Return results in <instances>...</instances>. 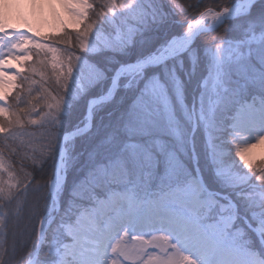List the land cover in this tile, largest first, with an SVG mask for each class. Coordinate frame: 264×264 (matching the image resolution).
<instances>
[{"label":"snow or ice","instance_id":"obj_1","mask_svg":"<svg viewBox=\"0 0 264 264\" xmlns=\"http://www.w3.org/2000/svg\"><path fill=\"white\" fill-rule=\"evenodd\" d=\"M22 2L13 0L16 6ZM62 3L83 25L75 33L82 55L71 50V36L63 41L68 47L61 51L29 35L30 29L18 32L10 26L0 0V264H11L15 256V242L11 251L7 243L9 217L20 215L33 183L31 173L23 168V178H17L6 158V153L31 148V140L24 139L32 135L25 125L37 123L22 119L19 111H10L4 92L12 83L9 71L21 76L5 64L9 58H18L15 50H23L28 41L34 42L37 57L51 54L63 95L53 97L41 117L51 125L46 145L38 156L27 157L37 166L50 159L53 171L50 181L35 189L47 190L48 207L39 219L37 241L24 264H264V157L257 165L250 155L264 143V0H232L219 10L205 6L191 17L186 31L141 50L134 60H123L112 72L89 64V59L98 60L96 54L108 52L126 55L141 29L159 31L177 15L187 16L189 8L199 9L203 0L189 8L178 0L147 4L145 0H103L99 11L90 0ZM90 11L96 19H90ZM125 17L130 21L126 30L118 25ZM230 23L240 35L215 37L211 45L204 46L201 61L196 46L199 38ZM110 26H117L112 28L115 38L108 31ZM185 54L193 69L203 62L207 72L190 106L184 102L175 68L169 66V61ZM30 71L37 73L38 68L30 66ZM245 90L253 98L252 104L241 105L250 114L252 127L247 130L258 134L255 143H250L241 136L244 129L233 124L230 131L238 161L226 163L215 135L217 112L232 97L243 98ZM78 96L93 97L86 123L73 122ZM255 96L260 103L259 129L255 128ZM15 101L17 106L21 102L19 92ZM109 105H116V110H109L108 123L91 135L93 111ZM56 129H63L59 139ZM197 129L206 137L200 157L194 146L189 149ZM86 133L88 146L80 149L77 141ZM257 168L261 174L253 177ZM70 172L76 178L69 186ZM154 181L157 191H147ZM34 207H39L38 201ZM144 227L152 231L144 232ZM145 236L151 238L145 240ZM149 248L156 251L149 253ZM42 252L50 259H41Z\"/></svg>","mask_w":264,"mask_h":264},{"label":"trees","instance_id":"obj_2","mask_svg":"<svg viewBox=\"0 0 264 264\" xmlns=\"http://www.w3.org/2000/svg\"><path fill=\"white\" fill-rule=\"evenodd\" d=\"M103 0H90V3L96 6V10L99 11V5ZM150 0H145V3H149ZM179 3L183 4L185 8H189V5H195L199 0H178ZM232 0H203L200 8L195 7L189 8V13L187 16L177 15L174 19H171L166 27L157 31L155 27H147L141 29V33L137 34L133 38L134 47L131 51L127 52L125 55L122 52H108L107 55L96 54L97 59H89V64H94L97 67H107L108 71H114L123 60L132 61L135 59L136 55L141 50H147L153 45H158L162 43L165 39L179 35L183 31H186V26L188 22H191V17L197 15L199 11H202L205 6L211 7L213 9L219 10L222 6H230ZM90 19H96L94 13L89 12ZM130 24V21L127 17L119 20L118 25L126 30L127 26ZM117 26H110L108 31L113 34L115 38V33H112V28ZM238 28V25L235 26ZM83 25L80 24L79 28H70L68 26L64 27L59 32H48L44 34V37L54 45H56L61 51L65 50L68 46L63 42L66 41L68 36H71L72 45L71 50L74 51L77 55H82L80 52L75 33L78 30H81ZM225 36L227 38L235 39L240 35L239 31L234 30L233 25L226 24L221 27L218 31L209 32L202 35L197 41V47L201 50L200 56L201 61H203L204 56V46L211 45L215 37ZM37 49L30 48L31 60L26 62L25 69L21 72V76L16 78V87L9 93L7 103L11 106L10 111L16 110L21 113L22 119H32L37 121L36 124H26L25 131L31 133V136H25V140H31V148H35L37 151L33 153L31 148H26L22 151H19L17 154L6 153V158L12 164V169L14 170V175L17 178H23V172L31 173L33 183L30 187L26 203L23 209L20 212L18 217L10 216L8 231V247L11 251L12 245L15 242L16 251L15 256L11 260V264H24L28 252L32 250V245L37 241L36 230L39 226V219L43 215L45 208L48 207V201L44 198L46 189L44 191H36L35 189L38 186L47 184L52 177V161L49 159L46 163L41 166L33 164L31 157L34 154L39 155V151L44 148L47 143L46 136L48 131L51 129V125L45 119H41L43 114L48 111L47 104L53 103V97L59 99L63 95V90L56 83L55 71L50 66L47 56L42 54L37 57L35 52ZM39 61H44V66L39 64ZM181 61L183 63H181ZM75 69V61L73 62ZM30 66H36L38 68L37 73L30 71ZM169 66L175 68V73L179 81L183 85L184 92V102L187 105H191L194 97L198 95V86L200 85L203 78L207 76L206 67L203 62L199 63L195 69L191 60L187 54L169 61ZM42 73V75H41ZM191 74V75H190ZM26 76L29 79L27 81L23 80L22 77ZM35 81V83H31ZM71 87V85H70ZM212 85L210 81L208 83L209 94L211 95ZM31 88V91H29ZM20 93L21 102L17 106L15 97L17 93ZM243 98L239 96L232 97V102L228 103L226 106H221L217 112L218 118V131L215 132V135L219 137L220 142L224 150V160L226 163H231L232 161H238V157L235 156V148L233 147L232 142L229 140V120L225 118V114L229 111H232L239 103L244 102L249 98L250 94L248 91L242 93ZM93 97H80L76 98L74 104V115L73 122L80 123L81 121L87 122V109L88 103ZM239 101V102H237ZM128 103H131V95H128ZM117 108L116 105H109L105 110H94L92 114V128L90 129V134L95 135L97 130L102 124L108 123V111H115ZM35 109V111H31ZM27 114V115H25ZM119 113L117 112V115ZM82 126V125H81ZM61 132L63 129H56V137L60 138ZM2 135V134H0ZM89 142V134H85L84 137H80L77 141V147L80 149L87 148ZM193 146L196 149L197 156L200 157L206 147V137L202 134L201 129H197L194 133ZM192 148L191 140L189 142V149ZM39 164V161H37ZM42 167V170H41ZM23 168V172L21 171ZM239 166L237 165V169ZM244 172H247V169H243ZM261 173L258 168L253 170V177L259 176ZM76 178L74 172H70L68 175V184H72L73 180ZM254 183H260L255 180ZM21 199H24L21 197ZM39 202V207H34V202ZM12 209H15V205L10 206ZM15 233V236L13 235ZM41 259H50L45 253H41Z\"/></svg>","mask_w":264,"mask_h":264},{"label":"rangeland","instance_id":"obj_3","mask_svg":"<svg viewBox=\"0 0 264 264\" xmlns=\"http://www.w3.org/2000/svg\"><path fill=\"white\" fill-rule=\"evenodd\" d=\"M10 4H5L4 11L6 12L10 26L17 29L18 32L24 31L27 32L30 29L29 35L35 36L37 40H40L45 43L51 44L53 47L58 48L53 43L45 39L44 34L48 32H58L61 31L65 26L70 28H79L80 24L77 22L78 18L74 17L67 8L64 7L62 0H23L20 6H16L13 3V0H8ZM28 3L33 4V7H30ZM34 8V6H36ZM37 8V9H36ZM33 13V14H32ZM30 48H35L34 42L28 41L23 45V50L20 48L16 49L17 57L16 59L9 58L5 64L6 69H15V71L22 72L25 69L26 62L31 60ZM59 49V48H58ZM27 51V56L25 52ZM59 55V53H58ZM47 56L50 66L51 64V54ZM53 69V67H52ZM56 75V69H53ZM75 70V69H74ZM8 77L12 80V83L4 87V92L8 95L16 87V78L12 71L8 72ZM256 106V104H255ZM260 106H256L257 109V120L255 123V128L259 129V118H258V109ZM232 127L233 124L238 123L244 131L241 132V136L245 139H248V142L255 143L254 137L252 135L258 134L257 131H253V134H249L248 128L252 127L250 124V114L248 111L243 110L240 106L236 114L230 117ZM236 143H241L240 140H237ZM244 144L241 143V147ZM250 155L252 156L254 163L258 162L262 157H264V143L257 145L251 150ZM5 179L7 176L5 175ZM146 190L148 188L146 187ZM156 190H151L155 192ZM108 228V225H105ZM144 232L152 231L149 227H144L142 229ZM159 235V233H157ZM150 236H145L144 239H150ZM156 251L155 249L149 248L148 252L151 253ZM145 261H147V255L145 256Z\"/></svg>","mask_w":264,"mask_h":264},{"label":"bare ground","instance_id":"obj_4","mask_svg":"<svg viewBox=\"0 0 264 264\" xmlns=\"http://www.w3.org/2000/svg\"><path fill=\"white\" fill-rule=\"evenodd\" d=\"M2 2H3L4 4H8V5L10 4V2H9L8 0H2ZM28 5H29L30 7H33V4H31V3H28ZM35 7H37V5L34 6V8H35ZM4 9H5V7H4ZM36 9H37V8H36ZM32 14H33V13H32ZM253 133H254V132L252 131V132L249 133V134H253ZM256 135H257V134L254 133V134L252 135V137H255Z\"/></svg>","mask_w":264,"mask_h":264}]
</instances>
